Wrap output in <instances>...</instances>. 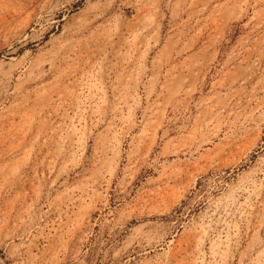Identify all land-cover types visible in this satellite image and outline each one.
I'll return each mask as SVG.
<instances>
[{"label":"rangeland","instance_id":"obj_1","mask_svg":"<svg viewBox=\"0 0 264 264\" xmlns=\"http://www.w3.org/2000/svg\"><path fill=\"white\" fill-rule=\"evenodd\" d=\"M0 264H264V0H0Z\"/></svg>","mask_w":264,"mask_h":264},{"label":"bare ground","instance_id":"obj_2","mask_svg":"<svg viewBox=\"0 0 264 264\" xmlns=\"http://www.w3.org/2000/svg\"><path fill=\"white\" fill-rule=\"evenodd\" d=\"M110 4V3H109ZM111 5H112V3H111ZM110 7V6H109ZM113 8V7H112ZM111 9V8H110ZM93 10H95L94 8H93ZM90 13H92V12H90ZM96 15H98V13H97V11H95L94 12ZM94 18H95V16H94ZM89 21V20H88ZM86 24H88V23H86ZM82 28V27H81Z\"/></svg>","mask_w":264,"mask_h":264}]
</instances>
